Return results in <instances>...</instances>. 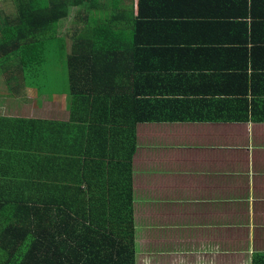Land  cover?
<instances>
[{
	"label": "crops",
	"instance_id": "crops-1",
	"mask_svg": "<svg viewBox=\"0 0 264 264\" xmlns=\"http://www.w3.org/2000/svg\"><path fill=\"white\" fill-rule=\"evenodd\" d=\"M117 1L150 23L137 90L174 117L137 127L136 264H264V0Z\"/></svg>",
	"mask_w": 264,
	"mask_h": 264
},
{
	"label": "trees",
	"instance_id": "trees-1",
	"mask_svg": "<svg viewBox=\"0 0 264 264\" xmlns=\"http://www.w3.org/2000/svg\"><path fill=\"white\" fill-rule=\"evenodd\" d=\"M11 1L13 16L0 17V69L13 98L36 82L73 7L105 12L81 19L66 53L68 121L0 114V264H136L137 127L174 119L137 90L132 72L142 51L132 47L149 19H124L117 0ZM153 1L139 0L140 10ZM69 141L72 159L65 160ZM53 157L58 180L46 172L53 165L45 159ZM75 158L77 165H65Z\"/></svg>",
	"mask_w": 264,
	"mask_h": 264
},
{
	"label": "rangeland",
	"instance_id": "rangeland-1",
	"mask_svg": "<svg viewBox=\"0 0 264 264\" xmlns=\"http://www.w3.org/2000/svg\"><path fill=\"white\" fill-rule=\"evenodd\" d=\"M108 3L109 1L106 0L105 4ZM11 4V0H0V17L3 20L13 16L14 10L12 11V9L14 5ZM14 9L16 11V8ZM88 13L90 16L94 15V17H102L104 14L103 10L96 9L94 14L89 12L88 8L73 7L69 11L68 17L60 21L58 32L60 38L54 39L47 49L46 62L40 66V74H35L37 77L36 82H29L28 91L26 88L21 90L19 98H13L14 96L8 88L7 77L5 78L0 69V114L8 112L10 116L16 115L35 119H49L52 117H55V119H68L69 112L64 110L61 102L57 103V100H50V96L60 98L63 96L61 93L68 88V55L66 53L71 52L72 38L78 29L84 26L85 20L82 21L81 19L86 17ZM14 19H16V15H14ZM8 81L13 86L15 80Z\"/></svg>",
	"mask_w": 264,
	"mask_h": 264
}]
</instances>
